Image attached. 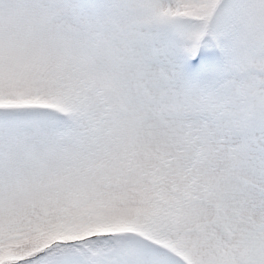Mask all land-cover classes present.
Returning a JSON list of instances; mask_svg holds the SVG:
<instances>
[{
	"label": "snow or ice",
	"instance_id": "6c2138e0",
	"mask_svg": "<svg viewBox=\"0 0 264 264\" xmlns=\"http://www.w3.org/2000/svg\"><path fill=\"white\" fill-rule=\"evenodd\" d=\"M0 264H264V0H0Z\"/></svg>",
	"mask_w": 264,
	"mask_h": 264
}]
</instances>
